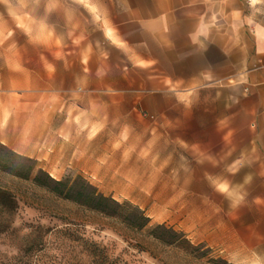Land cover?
<instances>
[{
    "label": "crops",
    "instance_id": "1",
    "mask_svg": "<svg viewBox=\"0 0 264 264\" xmlns=\"http://www.w3.org/2000/svg\"><path fill=\"white\" fill-rule=\"evenodd\" d=\"M0 143L105 159L114 199L151 189L192 244L264 264V0H0Z\"/></svg>",
    "mask_w": 264,
    "mask_h": 264
},
{
    "label": "rangeland",
    "instance_id": "2",
    "mask_svg": "<svg viewBox=\"0 0 264 264\" xmlns=\"http://www.w3.org/2000/svg\"><path fill=\"white\" fill-rule=\"evenodd\" d=\"M6 155L0 147V161ZM59 162V171L54 172L36 160L28 180L0 167V186L10 191L17 203L9 215L0 213V221L7 224L0 229V264H231L202 243L194 244L197 250L188 257L182 247L156 243L145 235V230L131 231L33 182L38 169L69 182L81 176L98 192L113 198L115 186L110 183L109 161L103 159L105 168L100 173L94 172L89 154L79 164L76 160ZM26 164L20 163L23 169ZM131 189L132 198L115 200L139 207L149 217V225L164 224L181 231V217L175 214L172 200L159 198L149 192L151 189L138 190L136 185Z\"/></svg>",
    "mask_w": 264,
    "mask_h": 264
},
{
    "label": "trees",
    "instance_id": "3",
    "mask_svg": "<svg viewBox=\"0 0 264 264\" xmlns=\"http://www.w3.org/2000/svg\"><path fill=\"white\" fill-rule=\"evenodd\" d=\"M0 147L8 154L7 157H2L0 167L14 176L28 180L36 166V160L17 154L2 143ZM22 162L27 163L24 169L20 165ZM32 180L36 185L50 190L56 197L73 202L84 210L121 224L131 231L145 230V235L156 243L182 247L188 257L193 256L197 250L182 231H176L164 224L149 225V217L139 207L128 201L118 202L112 197L103 195L81 176L69 182L67 179H55L46 171L38 169ZM16 208L15 197L0 186V213L9 215ZM6 226L5 222L0 221L1 230Z\"/></svg>",
    "mask_w": 264,
    "mask_h": 264
},
{
    "label": "clouds",
    "instance_id": "4",
    "mask_svg": "<svg viewBox=\"0 0 264 264\" xmlns=\"http://www.w3.org/2000/svg\"><path fill=\"white\" fill-rule=\"evenodd\" d=\"M238 172L239 168H237L236 171L232 172L231 174L236 175ZM215 190L221 194L228 196L229 198L232 196L231 186L227 181L216 183ZM239 198L242 200L243 196L241 195Z\"/></svg>",
    "mask_w": 264,
    "mask_h": 264
}]
</instances>
